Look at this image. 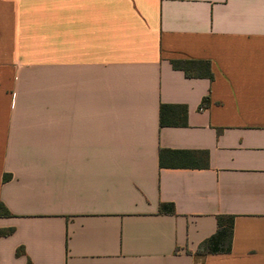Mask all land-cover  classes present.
I'll return each mask as SVG.
<instances>
[{"label":"crops","instance_id":"0c3cea01","mask_svg":"<svg viewBox=\"0 0 264 264\" xmlns=\"http://www.w3.org/2000/svg\"><path fill=\"white\" fill-rule=\"evenodd\" d=\"M0 202V264H264V0H0Z\"/></svg>","mask_w":264,"mask_h":264},{"label":"trees","instance_id":"16d2710c","mask_svg":"<svg viewBox=\"0 0 264 264\" xmlns=\"http://www.w3.org/2000/svg\"><path fill=\"white\" fill-rule=\"evenodd\" d=\"M172 66L176 70L183 71L186 77H204L208 79H213V74L211 72L210 63L208 61H188V60H174L172 61ZM209 103V97H205L202 105ZM174 110H181L183 112V117H178L177 119H171L167 116L168 112ZM186 113L187 110L183 106L174 105H162L160 109V126L161 127H178L186 126ZM167 153L170 155L171 159L177 162L175 165L177 167H189L185 164V160L191 153L186 151H162L160 155V162L163 166V154ZM205 160L207 159V153L203 152ZM10 179V175L4 176V182ZM169 208V209H167ZM174 210L172 205H162L161 211ZM0 217H12V214L7 210V208L0 202ZM233 220L231 216H219L217 218L218 230L211 238L202 242L198 247L197 255H207V254H218V253H229L231 251V238L233 232ZM13 229L0 230V237H7L11 235ZM19 254V252H18Z\"/></svg>","mask_w":264,"mask_h":264}]
</instances>
